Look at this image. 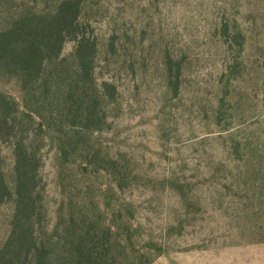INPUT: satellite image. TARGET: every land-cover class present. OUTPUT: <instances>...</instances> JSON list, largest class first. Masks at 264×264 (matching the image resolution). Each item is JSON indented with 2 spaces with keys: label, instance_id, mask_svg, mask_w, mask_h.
I'll return each instance as SVG.
<instances>
[{
  "label": "rangeland",
  "instance_id": "374dc122",
  "mask_svg": "<svg viewBox=\"0 0 264 264\" xmlns=\"http://www.w3.org/2000/svg\"><path fill=\"white\" fill-rule=\"evenodd\" d=\"M56 1L0 0V24ZM77 1L101 123L72 139L35 132L36 227L119 211L134 253L159 247L150 264H264V0ZM74 47L66 39L60 57ZM0 90L22 106L16 78L0 72ZM0 152L11 182V146ZM13 211L0 205V246Z\"/></svg>",
  "mask_w": 264,
  "mask_h": 264
},
{
  "label": "trees",
  "instance_id": "16d2710c",
  "mask_svg": "<svg viewBox=\"0 0 264 264\" xmlns=\"http://www.w3.org/2000/svg\"><path fill=\"white\" fill-rule=\"evenodd\" d=\"M9 14L0 24V72L17 79L23 103L0 90V146H11L14 161L9 182L0 152V205L6 199L14 202L0 264H150L159 247L154 253H134L131 226L121 221L119 211L109 222L69 212L59 216L61 226L52 232L36 227L41 211L35 132L47 127L72 139L101 123L92 75L95 40L86 35L77 0H57L44 12L17 8ZM68 38L75 47L70 58H62Z\"/></svg>",
  "mask_w": 264,
  "mask_h": 264
}]
</instances>
